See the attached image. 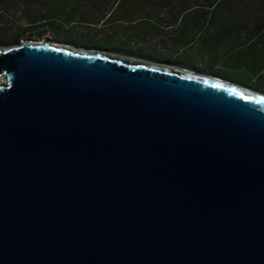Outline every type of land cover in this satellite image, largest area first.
<instances>
[{
	"label": "water",
	"instance_id": "obj_1",
	"mask_svg": "<svg viewBox=\"0 0 264 264\" xmlns=\"http://www.w3.org/2000/svg\"><path fill=\"white\" fill-rule=\"evenodd\" d=\"M0 264H264V96L0 47Z\"/></svg>",
	"mask_w": 264,
	"mask_h": 264
},
{
	"label": "trees",
	"instance_id": "obj_2",
	"mask_svg": "<svg viewBox=\"0 0 264 264\" xmlns=\"http://www.w3.org/2000/svg\"><path fill=\"white\" fill-rule=\"evenodd\" d=\"M16 9L24 22L9 25L13 32L0 22V44L13 45L38 27L36 37L51 31L65 39L70 25L141 22L171 29L172 47H199L213 67H237L258 83L264 78V0H0V19Z\"/></svg>",
	"mask_w": 264,
	"mask_h": 264
},
{
	"label": "rangeland",
	"instance_id": "obj_3",
	"mask_svg": "<svg viewBox=\"0 0 264 264\" xmlns=\"http://www.w3.org/2000/svg\"><path fill=\"white\" fill-rule=\"evenodd\" d=\"M0 22L6 26L5 28L8 32H13V27L24 22L21 10L16 9L7 12L0 19ZM9 25L13 27H9ZM146 25V23L140 22L138 25L128 27V25L126 26L123 23H115L111 27L116 26L117 31H113L106 24V27L103 28L70 25V32L74 34H65V39L58 38L51 31L45 32L41 37H36V31L42 29V27H38L32 30L30 35H24L17 43L21 41L39 43L47 39L53 44H66L68 47L95 51L131 61H138L143 64L177 68L191 71L201 76L218 78L264 96V78H260V83H258L256 80H250L248 73L237 67L223 68L220 64L217 67H213L204 58V53L200 54L197 52V49L200 50L199 47L197 49L195 46L193 49L186 47L182 51L179 50L180 48L175 49L174 47H170L168 38L172 34L171 29L162 28L160 35L155 37L152 31L146 29ZM79 31L81 32L77 33ZM159 42L162 43L160 44ZM7 46L12 45L11 43L10 45L0 44V47Z\"/></svg>",
	"mask_w": 264,
	"mask_h": 264
},
{
	"label": "crops",
	"instance_id": "obj_4",
	"mask_svg": "<svg viewBox=\"0 0 264 264\" xmlns=\"http://www.w3.org/2000/svg\"><path fill=\"white\" fill-rule=\"evenodd\" d=\"M148 31H152L153 32V36H155V37H158L159 35H160V33H161V29H159V28H155V27H153V28H148L147 29ZM159 31V32H158ZM170 36H172V34L170 35ZM169 36V38H168V43H169V45H170V47H172L171 46V37ZM160 40H161V38H160ZM160 43V42H159ZM162 43V42H161ZM160 43V44H161ZM173 48V47H172ZM175 48V47H174ZM178 48V47H177ZM184 49L186 48V47H183ZM187 48H189V47H187ZM193 49V48H192Z\"/></svg>",
	"mask_w": 264,
	"mask_h": 264
}]
</instances>
